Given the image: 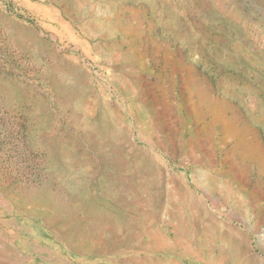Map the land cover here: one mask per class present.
<instances>
[{"label": "rangeland", "instance_id": "rangeland-1", "mask_svg": "<svg viewBox=\"0 0 264 264\" xmlns=\"http://www.w3.org/2000/svg\"><path fill=\"white\" fill-rule=\"evenodd\" d=\"M204 259L264 264V0H0V264Z\"/></svg>", "mask_w": 264, "mask_h": 264}, {"label": "bare ground", "instance_id": "bare-ground-1", "mask_svg": "<svg viewBox=\"0 0 264 264\" xmlns=\"http://www.w3.org/2000/svg\"><path fill=\"white\" fill-rule=\"evenodd\" d=\"M131 42H133V41H131ZM131 55H132L131 54V51H129V50H124L122 52V54L120 55V57H121L120 58V61L122 63V67L123 66L124 67H129L132 64V62L130 61V59L132 58ZM169 62H170V60H168V61L166 60V64L169 63ZM170 64H171V66L172 65H175L174 62H170ZM169 69H171V68H169ZM161 76H163V73H161V74L158 75V77H161ZM182 84L184 86L181 85V84L178 85L179 90H180L179 97H178L179 98V101H180V104L179 105H181L182 108H184L185 112L187 113V117L189 118V120L191 121V123L194 125V128H192V129L195 130V134H194L195 136H193L194 137L193 140H190V144L192 146H194V145L196 146V144H197L196 148H198V149H201L202 146H205L204 148H206V146H207V144H208V142L210 140V137H209L210 135H209L207 129L216 130V131L221 130V133L223 134V137H220L219 136L220 137V142L222 144L225 143V140H224V138H225L224 137L225 132L223 130V127H221V125H220L221 122L224 121V119L226 117L225 111L222 109L224 107L221 106L222 107L221 108L220 106H216V105L212 104V107H213V109L215 111L214 110L205 109V107L208 106L207 101L209 102L211 100V98H212V97H210V95L208 93V86L210 87V84H208V82L206 81V79L204 77L195 76V75H193V78H190V77L187 78V76H183V78H182ZM175 85H176V83H175V81H173L172 82V87L175 86ZM182 86L185 87V88H187V89L189 88L192 92H194L193 95L190 94V95L185 96L183 90L181 89ZM156 89L157 90L162 89V91H168L167 89L162 88V86H160V85H156ZM194 95H196L198 97V99L193 100ZM166 101L168 102V100H166ZM166 101H165V104H166ZM193 108H195L196 110L193 109ZM214 112L217 113L216 117L210 119L211 118L210 115L212 113H214ZM249 118H248V120H249ZM247 121H246V119L243 120V122L246 125H247ZM250 121H252L251 118H250ZM237 150L238 149H237L236 146H232V148H229V149H221V151L223 152V154H225L224 155V159H222V160H223L224 163L227 164L228 169H229L228 171L240 169V158H239V154L237 153ZM229 152H231V154H235V157L233 159H231L230 156H228L229 155L228 154ZM192 208H193V205L191 203H189L188 206L185 208V215L189 219V221H190V219H192V216L190 215V214H192V212H191L192 211ZM179 223L180 224H183V223H185V221H182L181 218H180V222ZM212 233L213 232H211L210 229H207V235L205 236V238H203V236H200L199 242L200 243L205 242L207 244V246H209V238L211 240H213L215 238V235H213ZM156 234H158V233H156ZM156 238H158V244H159L161 242L160 241L161 236L158 235ZM223 247H224V245H223ZM231 247L232 248H235V246H231ZM207 252H209V250ZM204 255L206 256V254H204ZM232 256H234V255H231V257ZM200 259H202V258H200ZM204 261H206V260L204 259ZM203 263H205V264H218L217 262H212V261L211 262H207L206 261V262H203Z\"/></svg>", "mask_w": 264, "mask_h": 264}]
</instances>
